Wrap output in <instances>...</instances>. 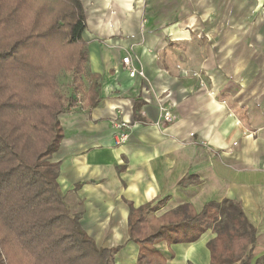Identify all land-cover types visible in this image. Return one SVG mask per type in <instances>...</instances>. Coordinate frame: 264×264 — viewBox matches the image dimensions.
Instances as JSON below:
<instances>
[{"label": "crops", "instance_id": "crops-1", "mask_svg": "<svg viewBox=\"0 0 264 264\" xmlns=\"http://www.w3.org/2000/svg\"><path fill=\"white\" fill-rule=\"evenodd\" d=\"M81 2V91L98 76L99 102L87 109L79 100L59 116L53 158L70 212L98 247L121 246L109 264H138L129 202L158 206L141 218L145 229L181 203L200 211L233 199L256 230L253 263L264 255V0ZM127 55L143 76L129 75ZM161 108L174 118L164 122ZM115 120L131 126L120 145ZM213 236L155 246L166 264H210Z\"/></svg>", "mask_w": 264, "mask_h": 264}, {"label": "trees", "instance_id": "trees-1", "mask_svg": "<svg viewBox=\"0 0 264 264\" xmlns=\"http://www.w3.org/2000/svg\"><path fill=\"white\" fill-rule=\"evenodd\" d=\"M85 26L81 0H0V264H109L121 247H98L70 212L53 158L64 136L59 115L79 100L87 109L99 102L98 76L80 92ZM62 69L73 74L67 99L58 92ZM157 208L129 202L138 264H166L155 244L194 242L208 229L210 264H264V255L251 261L256 230L235 200H210L200 211L181 203L142 229Z\"/></svg>", "mask_w": 264, "mask_h": 264}, {"label": "built area", "instance_id": "built-area-1", "mask_svg": "<svg viewBox=\"0 0 264 264\" xmlns=\"http://www.w3.org/2000/svg\"><path fill=\"white\" fill-rule=\"evenodd\" d=\"M122 63L124 67L128 70V73L130 76H134L135 74H140L143 76L142 71H137L130 60L129 55L124 56L122 58ZM174 118L173 113H171L166 108H161V119L164 122H169ZM113 129H114V144L120 145L124 142H126L130 135L131 126L130 123L124 120H115L113 122Z\"/></svg>", "mask_w": 264, "mask_h": 264}, {"label": "rangeland", "instance_id": "rangeland-1", "mask_svg": "<svg viewBox=\"0 0 264 264\" xmlns=\"http://www.w3.org/2000/svg\"><path fill=\"white\" fill-rule=\"evenodd\" d=\"M263 10H264V8H263ZM72 75H73L72 71H66L63 69L60 70L58 73V77H57L58 92H59V94H61V96L64 99H67L71 95L75 94L73 92L74 84L72 83ZM80 92H82V91H80Z\"/></svg>", "mask_w": 264, "mask_h": 264}]
</instances>
